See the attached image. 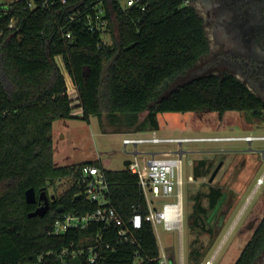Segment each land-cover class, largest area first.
Returning a JSON list of instances; mask_svg holds the SVG:
<instances>
[{
	"label": "trees",
	"instance_id": "trees-1",
	"mask_svg": "<svg viewBox=\"0 0 264 264\" xmlns=\"http://www.w3.org/2000/svg\"><path fill=\"white\" fill-rule=\"evenodd\" d=\"M30 1L33 7H28ZM94 2L0 3V264H159L158 243L148 222L138 229L129 227L135 243H120L116 228L101 225L64 235L50 233L53 221L64 212L84 213L96 207L82 195L75 197L77 168L85 163L102 167L100 161L54 163L53 122L74 118L57 57L75 88L79 118L89 122L92 116L100 121L105 117L113 131H138L146 125L154 131L164 126L183 128L181 116L186 113L262 116L264 101L228 74L201 75L164 93L174 77L192 68L208 50L203 20L194 6L184 0H149L141 10L112 0V19L108 11L104 15L110 42H103L100 31L90 30L87 24L86 14L93 16ZM128 164L124 161L118 170L103 168L111 204L125 222L133 204L146 212L137 177ZM65 177L71 179L70 186L49 202L48 210L42 216H29L36 203L26 201L25 191L32 187L37 199L41 191L48 195L49 184ZM217 184L206 194L207 208L201 194L194 196L188 225L209 223L208 216L223 193ZM228 214L221 206L212 217L215 235ZM97 231L103 246L98 260L90 263L83 249L72 256L80 240ZM263 242L264 230L257 240L246 243L233 264H254ZM63 248L68 252L61 254ZM202 255L191 251L187 263L199 264Z\"/></svg>",
	"mask_w": 264,
	"mask_h": 264
},
{
	"label": "rangeland",
	"instance_id": "rangeland-1",
	"mask_svg": "<svg viewBox=\"0 0 264 264\" xmlns=\"http://www.w3.org/2000/svg\"><path fill=\"white\" fill-rule=\"evenodd\" d=\"M8 0H0L3 3ZM198 4L197 0H193ZM58 64L62 67L61 59L56 58ZM202 60H199L192 68L185 70L182 74L174 77L167 89H172L178 84L192 79V77L204 74L207 71L191 74V72L200 66ZM68 80V93L72 100L74 118L57 119L53 122L52 137L54 145V163L68 164L74 161H100L106 169L118 170L124 167V161L132 158L130 154L131 147L127 146L126 150L121 142L124 134L135 133L137 135L151 134L155 132L158 137L168 136H234L241 135L244 132L253 131L252 134L264 135V121H252L251 117L246 113L226 112L222 117H218L215 113L203 112L198 114L186 113L181 116L184 121L183 128H173L164 126L158 131H154L147 125L141 130L130 132L113 131L109 121L105 117L101 121L95 117H90L87 122L77 116L81 113V109L77 106L76 91ZM144 114L140 115L142 120ZM248 121V122H247ZM247 122V125L245 124ZM258 128V129H257ZM237 144V145H236ZM245 142L238 141H207V142H183L181 148L182 154V192H183V223L180 231L164 230L161 227L155 229V237L159 247H163L168 255L173 257L171 264H188L187 256L192 251L202 252L199 264H204L206 260H212L213 264H233L240 253V249L244 244L238 236L239 224L236 225L238 216V205H236V188L239 185L235 178L237 177L235 164L229 162L223 166L219 173L212 181L209 177L215 166H218L219 159L222 157L218 153L221 148H234L236 146L243 147ZM253 146L264 147L263 142H252ZM178 144H143L139 145V151H158V150H175ZM228 154V153H227ZM226 154V155H227ZM144 158H148L149 154H143ZM199 161L204 164H199ZM198 166L196 171L194 166ZM260 168H263L261 165ZM227 181V191L229 194L228 203L222 205V209L229 211L224 224L220 227L216 235L213 232L214 220L201 226H190L187 222V215L192 210L194 196L201 194V203L206 208L208 200L206 194L209 187L218 182ZM70 178L56 179L49 184L48 191L55 195H60L71 184ZM249 189V188H248Z\"/></svg>",
	"mask_w": 264,
	"mask_h": 264
},
{
	"label": "built area",
	"instance_id": "built-area-1",
	"mask_svg": "<svg viewBox=\"0 0 264 264\" xmlns=\"http://www.w3.org/2000/svg\"><path fill=\"white\" fill-rule=\"evenodd\" d=\"M121 7L137 6L145 10L149 0H116ZM106 3L105 7H101ZM190 4V0H184ZM33 7V2L28 3ZM93 16L87 12V24L92 31H100L103 42H110L108 35V19L104 18L109 12L112 19V0H96L92 4ZM66 37H70L67 33ZM250 136H168L158 137L155 132L145 135L127 133L121 142L126 150L131 147L133 155L127 166L130 173L137 177L138 187L145 199L146 212H143L139 205H132V212L125 222L112 206L109 198V182L106 179L103 166L85 163L77 168L78 179L76 180V195H82L86 200L94 202L96 207L84 213L64 212L57 217L52 224L50 233L52 235H64L68 231L88 229L94 225H101L103 228H116L118 241L120 243H135L136 238L132 229L141 228L144 222L151 224L153 232L158 227L164 230L180 231L183 223V192H182V154L180 147L183 142H207L221 141L223 139L249 138ZM264 137V136H263ZM178 144L175 150H158L152 152L139 151L137 147L143 144ZM143 154H149L144 158ZM155 235V233H154ZM102 236L97 231L95 234L86 236L80 240L76 251H71L72 256L76 252L81 253L82 249L88 251L90 263H95L102 253ZM157 240V239H156ZM82 244H85L82 246ZM110 244L106 243L105 248ZM69 247H73L71 243ZM159 247V246H158ZM69 248H63L61 254L67 253ZM159 264H171L170 257L163 247H159L157 256ZM204 264H213L212 260H206Z\"/></svg>",
	"mask_w": 264,
	"mask_h": 264
},
{
	"label": "flooded vegetation",
	"instance_id": "flooded-vegetation-1",
	"mask_svg": "<svg viewBox=\"0 0 264 264\" xmlns=\"http://www.w3.org/2000/svg\"><path fill=\"white\" fill-rule=\"evenodd\" d=\"M197 2L198 4H195L190 0V4L203 20L208 50L196 61L197 63L202 60V63L191 74L207 72L192 78L207 74L220 77L225 74L232 75L253 95L264 101V0H197ZM251 120L250 123L260 121L258 123L260 125L264 121V110L260 118L253 116ZM252 132L243 131L241 135H234L250 136L249 138L221 140L245 144L243 147L218 150V153L223 155L218 161L219 168L215 174L216 176L229 162L235 164L237 170L235 180L239 184L236 188L235 206L238 205L236 225L241 221L238 236L244 243L240 253L247 242L257 240L264 230V147L252 144L263 142L264 135ZM261 165L263 168H260ZM227 184V181L217 184L223 189L222 194H225L220 207L228 203L230 198ZM47 197L49 202L56 200L54 193L49 192ZM42 202L37 194L36 207ZM211 220L212 218L208 222ZM254 264H264V242Z\"/></svg>",
	"mask_w": 264,
	"mask_h": 264
},
{
	"label": "water",
	"instance_id": "water-1",
	"mask_svg": "<svg viewBox=\"0 0 264 264\" xmlns=\"http://www.w3.org/2000/svg\"><path fill=\"white\" fill-rule=\"evenodd\" d=\"M218 168H219V165L215 167V169L213 170L212 174L209 177V180H212L214 178L215 174L217 173ZM38 197H39V199H42L43 202L41 205L37 206L32 212H30L29 216H32V215L42 216L48 210L49 200H48V197H47L45 191H41L39 193ZM75 197H78V195H76ZM224 197H225V194H222L221 197L218 199V201L216 202L215 206L213 207V209H212V211L208 217V220H210L214 216V214L216 213V211L220 207ZM25 199L29 203L35 202L36 193L32 187L28 188L25 191ZM58 211H61V208H58Z\"/></svg>",
	"mask_w": 264,
	"mask_h": 264
},
{
	"label": "crops",
	"instance_id": "crops-1",
	"mask_svg": "<svg viewBox=\"0 0 264 264\" xmlns=\"http://www.w3.org/2000/svg\"><path fill=\"white\" fill-rule=\"evenodd\" d=\"M9 1H11V0H8V1H5V2H3V3H6V2H9ZM64 75H65V79H66V84H67V88H68V80H67V78H66V73H64ZM68 76V75H67ZM77 116L78 117H80L81 116V113H79V114H77ZM90 121V120H89ZM124 136H125V134H124ZM130 154H131V151L129 152ZM55 160V159H54ZM127 160H129L130 161V159H127ZM85 161H88V160H84V161H79V162H85ZM73 163H78V161H74V162H70V163H68V164H63V163H57L58 165H56V166H63V165H71V164H73ZM102 164V163H101ZM102 166L104 167V165L102 164Z\"/></svg>",
	"mask_w": 264,
	"mask_h": 264
},
{
	"label": "bare ground",
	"instance_id": "bare-ground-1",
	"mask_svg": "<svg viewBox=\"0 0 264 264\" xmlns=\"http://www.w3.org/2000/svg\"><path fill=\"white\" fill-rule=\"evenodd\" d=\"M242 139V138H241ZM256 139H258V138H256ZM262 139V138H261ZM264 139V138H263ZM234 140H236V139H234ZM248 140V139H247Z\"/></svg>",
	"mask_w": 264,
	"mask_h": 264
}]
</instances>
